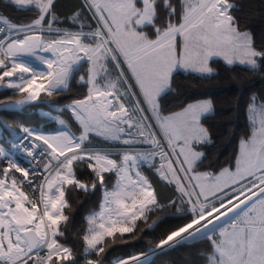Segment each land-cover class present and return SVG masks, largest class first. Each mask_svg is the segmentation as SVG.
Instances as JSON below:
<instances>
[{"label": "snow or ice", "instance_id": "6c2138e0", "mask_svg": "<svg viewBox=\"0 0 264 264\" xmlns=\"http://www.w3.org/2000/svg\"><path fill=\"white\" fill-rule=\"evenodd\" d=\"M8 6L0 89L21 98L0 112L68 102L51 132L0 118L15 136L0 146V264H110L112 245L175 213L184 222L154 247L111 264H155L200 241L197 264H264V100L251 98L253 134L224 167L205 163L211 99L166 112L180 70L206 77L214 57L264 70L241 0H80L63 18L57 0Z\"/></svg>", "mask_w": 264, "mask_h": 264}, {"label": "trees", "instance_id": "16d2710c", "mask_svg": "<svg viewBox=\"0 0 264 264\" xmlns=\"http://www.w3.org/2000/svg\"><path fill=\"white\" fill-rule=\"evenodd\" d=\"M79 2L80 0H57V11L61 14V18L70 13ZM241 2L245 5L242 14L259 40L264 36V0H241ZM0 13L13 17L18 15L8 6V0H0ZM209 64L214 72L206 77L183 70L174 74L173 93L168 97L166 112L178 111V105L182 103L211 99L214 111L206 115L203 121L210 131L212 141L204 149L208 155L205 163L212 162L214 165L224 167L229 162H234L240 140L248 138L251 134L248 105L253 96L258 100H264V70H247L239 64L228 66L217 57L212 58ZM20 98L18 94L12 95L0 89V100L4 102H14ZM44 99L57 100L60 103L24 105L9 112H0V118L10 124L13 130L23 125L45 132L54 131L58 127L56 118H66L59 109L68 101L63 96ZM12 140L13 134L0 125V144L8 146ZM161 195L166 199L170 192L167 188L161 187ZM94 207H96L95 202L89 203L80 211V215H85L88 209ZM177 215L181 214H169L168 218H164L165 214H161L162 218L159 220L153 216L152 220H157L153 229L141 225V231L135 236L129 234L125 242L118 241L112 245L108 249L110 264L118 257L144 251L149 245L154 247L165 233L184 222L175 219L174 216ZM149 223L152 221L150 220ZM203 246L204 242L200 241L191 247L176 248L165 255L155 257V264H197L198 252L204 250Z\"/></svg>", "mask_w": 264, "mask_h": 264}, {"label": "built area", "instance_id": "2783aa9c", "mask_svg": "<svg viewBox=\"0 0 264 264\" xmlns=\"http://www.w3.org/2000/svg\"><path fill=\"white\" fill-rule=\"evenodd\" d=\"M20 134V133H19ZM18 134V135H19ZM15 142V138L12 140V142L8 145L9 147H10V145L12 144V143H14ZM0 146H4V145H0ZM16 155V157L18 158V159H20L22 162H23V156L20 154V153H16L15 154Z\"/></svg>", "mask_w": 264, "mask_h": 264}, {"label": "rangeland", "instance_id": "374dc122", "mask_svg": "<svg viewBox=\"0 0 264 264\" xmlns=\"http://www.w3.org/2000/svg\"><path fill=\"white\" fill-rule=\"evenodd\" d=\"M215 58V57H214ZM195 102V101H194ZM193 103V102H192ZM56 121H57V123L59 122V118H56ZM258 126V125H257ZM58 127H59V123H58ZM57 127V128H58ZM251 127H252V125H251ZM253 131H254V129H253V127H252V129H251V134H250V136L253 134ZM1 145V144H0ZM239 146H240V144H239ZM238 151H239V149H238Z\"/></svg>", "mask_w": 264, "mask_h": 264}, {"label": "crops", "instance_id": "0c3cea01", "mask_svg": "<svg viewBox=\"0 0 264 264\" xmlns=\"http://www.w3.org/2000/svg\"><path fill=\"white\" fill-rule=\"evenodd\" d=\"M19 100V99H18ZM21 107V106H20ZM20 107H18V108H13V109H19ZM17 135L19 134V133H16ZM15 138V136L13 135V139ZM238 153H239V151H238ZM238 155V154H237Z\"/></svg>", "mask_w": 264, "mask_h": 264}]
</instances>
